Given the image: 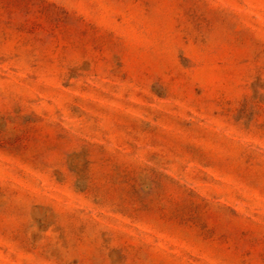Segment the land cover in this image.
Returning <instances> with one entry per match:
<instances>
[{"label": "rangeland", "instance_id": "rangeland-1", "mask_svg": "<svg viewBox=\"0 0 264 264\" xmlns=\"http://www.w3.org/2000/svg\"><path fill=\"white\" fill-rule=\"evenodd\" d=\"M0 264H264V0H0Z\"/></svg>", "mask_w": 264, "mask_h": 264}]
</instances>
